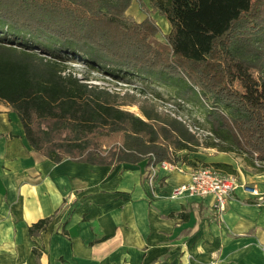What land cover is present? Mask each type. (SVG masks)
<instances>
[{
    "label": "trees",
    "instance_id": "obj_1",
    "mask_svg": "<svg viewBox=\"0 0 264 264\" xmlns=\"http://www.w3.org/2000/svg\"><path fill=\"white\" fill-rule=\"evenodd\" d=\"M132 1L0 0V102L18 114L33 149L54 162H144L151 172L163 161L196 165L190 152L215 148L263 171L264 99L239 90L234 72L241 65L264 81V0H149L141 20L127 14ZM151 12L170 23L164 39ZM72 59L164 85L179 114L160 110L144 87L123 94L85 81ZM196 108L201 121L191 119ZM52 219L31 224L30 234Z\"/></svg>",
    "mask_w": 264,
    "mask_h": 264
},
{
    "label": "crops",
    "instance_id": "obj_2",
    "mask_svg": "<svg viewBox=\"0 0 264 264\" xmlns=\"http://www.w3.org/2000/svg\"><path fill=\"white\" fill-rule=\"evenodd\" d=\"M188 158L236 176L223 212L211 194L169 197L194 164L158 171L153 185L144 162H54L33 149L18 114L0 102V264H264V170L215 148ZM50 215L31 235L29 226Z\"/></svg>",
    "mask_w": 264,
    "mask_h": 264
},
{
    "label": "rangeland",
    "instance_id": "obj_3",
    "mask_svg": "<svg viewBox=\"0 0 264 264\" xmlns=\"http://www.w3.org/2000/svg\"><path fill=\"white\" fill-rule=\"evenodd\" d=\"M148 4L149 0H133L127 9V14L137 20H141L145 17V11L142 9V6L146 7L147 5L146 8L150 9ZM151 14L156 18L161 28V33L158 36L159 39H164L163 33L168 32L170 28L169 21L165 16L159 15L156 12H151ZM69 64L72 71H74V73L80 76L81 78H84L85 81L98 84L100 86H105L110 90L118 91L123 94L130 93L135 95H144L140 94L141 91L137 89V87H144V89L148 91L147 95L155 101L160 110L166 112L170 111L172 113H175V115L179 114L175 104L176 100L171 98L172 93L170 92V89L165 87L164 85H148L146 82L147 80L136 76L134 78L136 80L132 81L116 79L112 76L103 74L101 72H98L97 70L89 68L84 62L78 59L70 60ZM234 83L239 90H241L247 96L252 97V99H264V81L261 79V76L255 70L245 68L241 65H237L234 72ZM153 91L155 93H160L163 98L159 99L160 97L154 96L152 94ZM128 108L134 111L135 113H140V110L137 105L129 106ZM203 117V112L200 109L197 110L196 108V110L192 112L191 119H198L199 121H201Z\"/></svg>",
    "mask_w": 264,
    "mask_h": 264
},
{
    "label": "built area",
    "instance_id": "obj_4",
    "mask_svg": "<svg viewBox=\"0 0 264 264\" xmlns=\"http://www.w3.org/2000/svg\"><path fill=\"white\" fill-rule=\"evenodd\" d=\"M182 170L183 164L179 162L163 161L157 166L153 167V170L147 174V180L150 184H155L158 181V171H172ZM238 180L235 175L225 173L211 166L199 165L192 169L191 179L188 182L175 185L169 192L170 198H175L179 195L205 197L207 195H213L216 199L215 207L219 212H223L226 209L228 197L238 186ZM253 194L259 195V199H263V195L259 194L256 188L251 189L245 187Z\"/></svg>",
    "mask_w": 264,
    "mask_h": 264
}]
</instances>
